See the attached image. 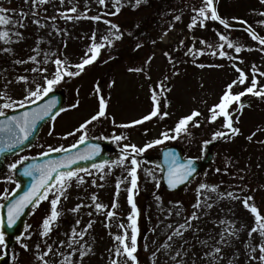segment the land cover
<instances>
[{"label": "rangeland", "instance_id": "374dc122", "mask_svg": "<svg viewBox=\"0 0 264 264\" xmlns=\"http://www.w3.org/2000/svg\"><path fill=\"white\" fill-rule=\"evenodd\" d=\"M223 2V18L233 24H240L233 17L247 21L243 25H251L257 34L260 32L264 37V23H261L264 16L260 14L264 12V3L261 0ZM201 5L202 0H146L139 6H135V0H119L120 11L112 15L116 11V0H106L105 5H100L98 0H63V3L61 0H48L47 3L37 4L32 0H0V7L9 10L0 13L8 18V23L0 24V33H8L7 38H0V105L23 99L29 89L34 90L36 84L44 83V76L51 78L56 71L55 59L66 61L68 65L79 63L93 43V33L96 43L105 44L97 60L86 66L80 76L65 77L53 89L66 95V103L61 114L43 128L34 146L5 161L0 172V206L5 200L4 196H9L16 188L10 165L16 163L18 166L23 157L35 158L49 152L50 147L67 148L78 143L82 133L75 130L98 110L97 82L102 86L101 94L108 103V116L88 125L85 138L99 136L115 141L114 135H124L126 140L115 141L121 149L124 144L132 143L143 147L152 140L162 138V132L168 131L174 135L171 130L178 121L198 110L202 113L197 118L200 127L190 124L189 134L182 133L176 139L166 140L140 156L153 158L161 148L178 145L184 149L185 157L200 158L203 142L211 140L215 131H226L222 128V118L216 123H209L207 117L208 109L219 102L226 85L238 78L239 73L231 65L236 63L248 75V84L255 66L256 79L260 82L258 87H264V75H260L264 73V50H261L264 46L243 33L226 31L213 21H208L206 27L196 26L190 30L188 25L195 15L193 8ZM73 7L77 9L75 13L70 11ZM21 12L26 16L22 17ZM61 13L73 19H65ZM97 15L101 17L100 21L75 19L76 16ZM176 16L181 19L177 21ZM105 20L120 27L122 39H115V30L110 29ZM35 21H39V24ZM110 32L113 33L111 44L103 40ZM217 32L228 35L234 43L243 46L239 54L225 47L229 55H238V60L213 56L211 52L217 49L201 43L203 40L209 45H218ZM137 44L141 47L137 48ZM193 47L202 49L204 54L195 57L186 55L188 49ZM165 52L170 54L172 62L164 55ZM30 57H35V60ZM149 58L151 62L145 63ZM198 64L205 67L200 68ZM134 67L143 68L144 72L128 70ZM33 68H46L47 72H33ZM69 70L75 71V68ZM20 77H27L28 82L20 81ZM161 82L165 87L162 93L159 90ZM248 84L239 85L233 91H243ZM153 88L159 93L161 111L170 115L163 119L153 118L131 128L117 127L151 111ZM256 99L260 103L255 102ZM241 100L245 105L242 114L237 109L238 105L232 106L239 121L235 126L241 130L240 134L214 148L211 168L201 173L184 192L165 194L156 163L153 160L140 161L138 194L134 192L140 209L137 218L138 250L134 254L138 264H254L251 261L261 264L258 259L250 260L251 249L247 247L248 231L255 223L253 215L240 200L226 195L228 192L240 197L255 194L254 201L260 204L258 208L264 213V98L248 94ZM77 103L78 106L73 107ZM17 108L19 106L14 105L4 111L12 112ZM69 132H74V135H67ZM249 136H252L251 140ZM130 167V160L125 162L124 167L111 162L103 172L92 168L88 171L91 175L79 173L85 183L77 185L73 181L67 199L62 198L58 206L61 216L53 223L48 236H42L41 232L42 221L50 214V202L42 201L30 210L23 234L10 252L9 264H44V261L48 264H66V261L69 264H112L114 259L119 264H125L126 260L127 264H133L123 255L115 256V249L121 245L114 239L125 231L131 236L130 221L127 219L132 211L127 199V189L131 186L127 168ZM93 180L96 185H93ZM118 181L123 182L116 197ZM201 183L207 184L209 189L198 192ZM213 186L216 192L210 191ZM93 194L98 197L96 202L106 205V210L115 211L116 215L111 220L106 218L105 210L96 212L91 200ZM156 196L161 199L157 200ZM114 199L118 204L116 209L111 208ZM197 202L200 203L199 208L194 207ZM78 204L84 206L77 212L71 211ZM193 213L199 218L191 219ZM189 220L190 227L186 223ZM90 221L93 225L89 229L87 225ZM120 224H124L125 228H120ZM180 225L185 227L180 228ZM73 228L78 235L70 247ZM177 229L182 235L174 234ZM234 231L237 232L235 236L231 235ZM169 236H172L171 240ZM251 242L253 246H258L264 242V238L254 233ZM25 244L27 250L23 247ZM49 247L51 252H48ZM217 247L221 248L219 256L222 259L214 258ZM78 250L87 252L82 261ZM3 251L4 244L0 245V256ZM251 254L259 257L258 247ZM40 256L44 260L39 259Z\"/></svg>", "mask_w": 264, "mask_h": 264}, {"label": "snow or ice", "instance_id": "6c2138e0", "mask_svg": "<svg viewBox=\"0 0 264 264\" xmlns=\"http://www.w3.org/2000/svg\"><path fill=\"white\" fill-rule=\"evenodd\" d=\"M34 4L37 3H47L48 0H32ZM142 2H146V0H135V6H139ZM262 3H264V0H261ZM61 3H63V0H61ZM98 3L100 5H105L106 0H98ZM117 7L116 11L112 12V15H116L120 11L119 7V0H116ZM218 0H202V5L198 8L194 7L193 11L195 15L192 17L191 23L188 25L189 29H193L196 26L200 27H206L208 21L218 22L220 25L224 27V29H231L232 25L229 23V21L225 18H223L217 8ZM9 11L6 8L0 7V13H6ZM71 12L75 13L77 9L75 7L70 9ZM262 16H264V12L260 13ZM20 15L26 16L25 13L21 12ZM61 15L64 16L65 19L71 20L73 17L66 16L63 13ZM82 18H89L94 21H100L101 17L99 15L87 17V16H76L75 19H82ZM175 19L178 21L181 19L180 16H176ZM233 20L238 21L240 24H247V21L240 20L239 18L233 17ZM8 23V18L4 15H0V24H6ZM35 23L39 24V21H35ZM104 23L108 24L110 26V29L115 30V39L119 40L123 38V33L120 30V27L112 23L111 21L105 20ZM261 23H264L262 21ZM23 27V25H21ZM139 27V25H137ZM248 34L251 36L253 40L258 41V43L262 46H264V37L259 36L251 27V25H248L245 29ZM17 35H20L17 33ZM111 35L113 33H109V35H106L103 37L104 41H107L109 44H111ZM131 35V33H129ZM167 35V33H165ZM8 33L2 32L0 33V38H7ZM217 36L219 38L220 43L216 46L207 44V41H201L202 44H205L208 48H215L217 50H213L211 52V55L213 56H219L220 58H228L230 60H238L239 56H231L228 52L225 51V47L228 49H234L236 54L241 53L243 50V46L239 45L237 43H234L228 35L217 32ZM93 43L89 47L88 51L85 53L84 58L81 59V61L75 65H68L66 61H62L61 59H55L54 64L56 65V71L52 75L51 78H48V76H44L43 84H36L35 89H29L27 91V94L23 97V99L18 101H12V102H6L0 105V117H3L6 115L5 109L13 108L14 105H17L19 107H24L26 103H36L44 97L48 96L49 93L53 91V89L60 84L65 77H77L80 76L86 66L92 65L97 58L100 55L101 49L105 47L104 43H96V36L95 33H93L91 37ZM155 43V41H153ZM181 45H183V41H181ZM66 46V45H65ZM137 48L141 47L140 44L136 45ZM261 50H264L262 48ZM7 51V49H5ZM191 54L193 57L196 55H203L204 51L202 49H196L195 47L189 48L186 55ZM165 56L169 57V61L172 62V58L168 52L164 53ZM31 60H35V57H30ZM26 61H17V63H25ZM151 58L145 61V63H150ZM240 63H243L242 60H240ZM200 68H204V64H198L197 65ZM218 67H223V65H217ZM233 68H235L236 72L239 73L238 78L233 80L231 83L227 84L225 87V90L223 91L222 95L220 96L219 102L217 104H214L211 106L209 111V116L207 117V120L209 123H216L217 120L223 119L222 128L226 131H215L212 135L211 140H207L203 142V146L206 148L209 144L214 142L217 139H224V138H232L236 135L240 134V129L235 126L236 123H238V118L236 117L235 110L232 109V106L234 104L238 105V109L240 110L242 114V110L244 108V103L242 102L241 98L245 95H252L254 97H260L264 98V87H258L259 81L256 79V70L255 66H253V74L252 79L249 82L248 75L236 64L233 63L231 65ZM75 68V71L69 70V68ZM130 72H137L141 73L144 72L143 68H129ZM31 71L33 72H47V69H38L33 68ZM260 75H264V73H260ZM150 78V77H149ZM165 79H168L167 77ZM20 81H23L24 83L28 82L27 77H20ZM247 87L244 88L243 91L240 92H234L233 89L239 85H246ZM160 92L165 91V87L163 83L161 82L159 85ZM170 91V89H168ZM95 92L97 93L99 97V106L98 110L95 112V114L91 115L88 120H86L84 123H82L79 128H77L76 132H81L82 134L79 137L78 143L83 144L85 143V136L87 135V127L88 125L92 124L93 122L100 121L102 118H107L108 116V103L105 99V97L101 94L102 92V86L99 82H97L95 86ZM11 100V98H8ZM151 100H152V109L147 114L143 115L141 118L136 119L130 123L125 124H119L116 125L120 128H131L135 125H142L146 121H151L153 118H160L163 119L164 117H167L170 115L168 112H162L161 111V102L159 99V93L155 88L151 90ZM57 101L52 100L47 104H43L37 109L31 111V112H24L21 116H13L10 117L7 121L0 124V132H6L8 134V139L4 147H0V153L4 151H11L14 148L19 147L21 144H23L25 141L29 139L32 132L35 131L36 125L43 121L46 117L52 116V109L55 107ZM78 103L76 105H73V107H77ZM59 113H57L58 115ZM202 116V113L198 110L192 111L189 115H186L182 117L178 123L176 124L175 128L171 130L174 135H170L168 131L162 132L161 137L159 139H155L150 141L149 143L145 144L143 147H138L136 144H124L123 148L121 149V155L119 158L115 161H112V163L116 164L117 166L124 167L125 162L130 160L131 167L127 168L128 176L131 178L130 180V187L127 189L128 192V204L131 206V213L128 215L127 219L130 221V227H131V236L129 237L128 232L125 231L123 235H116L114 239L119 242L121 247H117L115 249V256H125L127 259H130L133 264H138L137 256L134 255L137 250V239H138V233L139 229L137 227V218L140 215V209L137 206V203L134 199V192L138 194V169L140 168V161L137 159L140 154L146 152L148 149L153 148L156 145H160L164 143L166 140L169 139H176L177 136L180 134H189V126L191 124L192 127H200V120L197 119ZM113 124L115 125V120L113 119ZM51 134V133H49ZM67 135L71 136L74 135V132H69ZM255 135V133H253ZM113 139L117 142L121 140H126L127 137L124 135H114ZM249 140L252 139V136L248 137ZM0 143H4L3 141H0ZM77 144H73L71 148H65L64 146H61L59 148H49V152H64L66 155L63 157V159L60 160H54V161H48L45 164H38V165H32L25 169L24 174L27 176H30L33 178V183L30 186L29 190L24 193L23 196H21L19 199L15 200L13 203H11L8 206V224L11 226L16 220L19 219V217L23 214L24 209L31 206H39V204L42 201L48 200L50 202V214L46 216L42 221V229L41 232L42 236H48L50 232L52 231V225L54 222L58 221V218L61 216V212L58 210V206L61 203V199H67V193L69 188L72 187L73 181L77 183V185H82L85 183V180L82 176L79 175L80 172H85L88 175H91L90 172H88L87 169H76L75 171L71 170L72 165L76 164L80 160H87V159H94L95 156L100 154V146L98 144H93L89 146V149L87 152L84 153H75L73 154L71 152L72 148H76ZM44 155H48V152L44 153ZM166 158L168 159V169H167V182L168 186L170 188H176L180 184H184L190 180L194 176L195 173V161L194 159H187L185 162H180L176 155L174 153H166ZM28 157H23L21 160V163L23 160H27ZM109 164L108 161H105L104 164H94L93 167L103 172L104 168L107 167ZM17 164L13 163L10 165L11 169H16ZM217 171H220V169H217ZM149 175H151V172L149 171ZM103 179V176L101 177ZM123 181H118L116 184V194L115 196H119L120 192V184ZM93 185H96V181H92ZM98 187H103V185H97ZM209 189V186L207 184L201 183L197 189L198 192H201L202 190ZM216 187H211L210 191L216 192ZM51 194V199H49V195ZM228 198H231L233 200H240L243 204V207L248 210L254 217V225L253 227L248 231V237L249 242L247 244V247L251 249V253H255L257 251V247L259 250V257L252 255L250 253V260H259L261 264H264V242H261L258 246H253L251 242V238L254 233H258L261 238H264V213L261 212V210L256 206L255 203H250L254 200V197L249 195L246 197H240L235 195L233 192H228L227 194ZM4 199H8V196L5 195ZM157 200H160V196H156ZM91 200L94 202V207L96 212H100L101 210H105V215L108 220H111L115 215V211L112 210H106V205L103 203L96 202L98 200V197L96 194H93L91 196ZM199 201V197H198ZM84 205L78 204L76 205L71 211L77 212L81 207ZM118 207V204L116 200L114 199L113 204L111 205L112 209H116ZM195 208L200 207V203L197 202V204L194 205ZM211 207V205H209ZM91 216L92 213H89ZM199 217L193 213L191 219H198ZM188 226H191V222L186 221ZM77 224H79V221H77ZM93 222H89L87 225V228H92ZM107 226V225H106ZM3 227V221L0 219V228ZM171 227V226H169ZM185 225H180V228H184ZM120 228H125L124 224H120ZM238 231V230H237ZM175 235H182V233L177 229L174 233ZM78 233L76 232V229H72V235L71 240L69 241V246L71 247L72 242L75 240ZM231 235L235 236L237 235V232L234 231L231 233ZM83 238L81 234V239ZM169 240L172 239V236L168 237ZM130 240V243H129ZM224 237H221V243H223ZM5 243L4 240V234L2 231H0V245H3ZM63 244V242H61ZM23 247L27 250V245H23ZM37 248H39V245H37ZM80 254L81 261L83 260V257L87 255L86 251L78 250ZM90 251V249H89ZM109 251H112L111 249ZM48 252H51V247H49ZM221 252V248L217 247L215 249L216 257L222 259L223 257H220L219 254ZM47 253H45L46 255ZM179 255V253H177ZM39 259L44 260L43 256H40ZM44 264H48L47 261H44ZM66 264H69V262L66 261ZM112 264H119L117 259H114L112 261ZM125 264H127V260L125 261ZM232 264V262H230Z\"/></svg>", "mask_w": 264, "mask_h": 264}, {"label": "water", "instance_id": "95a60500", "mask_svg": "<svg viewBox=\"0 0 264 264\" xmlns=\"http://www.w3.org/2000/svg\"><path fill=\"white\" fill-rule=\"evenodd\" d=\"M232 28H241L239 26H232ZM52 100H56L57 103L55 107L51 110L52 111V116L46 117L43 121H40L36 125L35 131L32 132L31 136L27 141H25L23 144H21L19 147L12 149L11 151H4L0 153V170L3 166V158L9 157V156H14L15 154L27 149L28 147H31L36 139V136L39 133V130L41 127L46 123L49 119L55 116L62 107V104L64 103V97L63 95L59 94L58 92H53L48 94V96L44 97L40 102L36 104H32L28 107H24L22 109H19L15 112L9 113L3 117H0V124L3 122L7 121L10 117L13 116H21L24 112H31L38 107H40L43 104H47ZM8 139V134L6 132H0V141H3L4 143H0V147H4ZM93 144H98L100 146V154L95 156L94 159H87V160H80L76 164L72 165L71 170H76V169H86L91 167L94 164H102L105 162V155L111 150L110 144H107V142H98V141H87V143L83 144H78L76 148H72L71 152L73 154L75 153H84L87 152L89 149L90 145ZM212 145H209L211 147ZM166 153H174L177 157V159L180 162H185L186 160H183L181 158V152L178 148H168L164 149L161 151V156H160V165L162 168V186L165 190L168 192H176L183 188L188 182L184 184L178 185L176 188H170L168 186L167 182V169H168V159L166 158ZM66 155V153L61 152V153H50L48 155H43L41 157H38L35 160H30L28 162L23 163L21 166L16 168L14 170L15 173V180L18 183L19 188L15 190V192L9 197L8 200L5 201V203L1 207L0 211V219L3 221V227L0 228V230L3 232V234L6 236L5 239V245H6V251H5V257L0 258V264H8L10 261V256L8 254L9 247L14 246L15 238H18L21 234V231L23 229L25 220L29 214L30 208L32 207L31 205L24 209L23 214L19 217L18 220H16L11 226L8 224V206L13 203L15 200L19 199L21 196L24 195L25 192H27L30 188V186L33 183V178L30 176H27L24 174V171L26 168L32 166V165H38V164H45L48 161H54V160H60L63 159V157ZM212 156L211 153H208L207 159H204L203 161L200 162H195L194 167H195V173L194 176L200 171L204 170L205 167L209 165L211 162ZM193 176V177H194ZM192 177V178H193ZM190 178V180L192 179ZM189 180V181H190Z\"/></svg>", "mask_w": 264, "mask_h": 264}, {"label": "trees", "instance_id": "16d2710c", "mask_svg": "<svg viewBox=\"0 0 264 264\" xmlns=\"http://www.w3.org/2000/svg\"><path fill=\"white\" fill-rule=\"evenodd\" d=\"M223 1H225V0H221V1H219V2L224 3Z\"/></svg>", "mask_w": 264, "mask_h": 264}]
</instances>
